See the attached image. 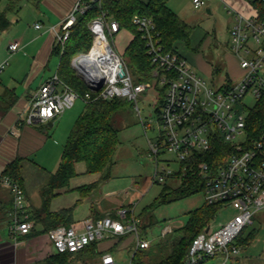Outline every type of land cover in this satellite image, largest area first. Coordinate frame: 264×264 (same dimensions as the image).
Wrapping results in <instances>:
<instances>
[{
  "label": "built area",
  "instance_id": "2783aa9c",
  "mask_svg": "<svg viewBox=\"0 0 264 264\" xmlns=\"http://www.w3.org/2000/svg\"><path fill=\"white\" fill-rule=\"evenodd\" d=\"M96 1L99 0H77L59 24L49 27L57 43L64 44L76 15L88 11ZM209 1L192 0V3L197 9ZM256 1L250 13L230 11L234 13V19L228 50L242 72L236 80L230 78V82L213 85L200 76L179 52L165 49L152 17L136 14L132 18L155 64L153 75L158 78L157 85L163 89L164 95L158 109L159 138L156 142L149 140L150 152L156 161H159L160 153L172 152L179 164L177 169H172L159 167L156 163L154 176L162 183L177 171L182 176L192 171L206 180L203 190L206 203L230 204L237 208L228 221L214 229L208 223L194 237L185 264H224L238 257L242 251L239 242L242 232L253 223L254 214L264 209V133L250 141L246 128L249 109L246 99L250 96L258 100L264 96V0ZM41 26L35 24L37 28ZM98 27L104 43L98 38ZM89 28L93 33L91 47L71 61L88 89L80 94L56 71L34 91L26 123L51 121L73 107L77 99L85 103L113 98L136 101L145 90V83L134 81L124 56L108 37V34L113 37L120 31L119 22L103 12L91 20ZM19 48L16 41L9 44L10 52ZM6 64L7 60L0 64V72ZM136 108L140 114L137 104ZM216 136L231 147L224 162L217 167L205 161L196 165L192 159L194 155L210 150ZM239 136L243 140L235 141ZM0 186L13 193L11 234L15 237L28 235L34 223L22 185L8 175H0ZM139 224L134 208H120L115 215L88 216L79 227L57 225L50 228L46 236L55 254L78 252L92 243L99 246L106 239L127 234L136 237V249L148 248L154 242L142 236ZM173 230L171 225H166L160 238ZM102 251L98 258L87 261H91L90 264H120L113 252ZM218 259L222 262H210ZM129 264H134L133 255Z\"/></svg>",
  "mask_w": 264,
  "mask_h": 264
},
{
  "label": "rangeland",
  "instance_id": "374dc122",
  "mask_svg": "<svg viewBox=\"0 0 264 264\" xmlns=\"http://www.w3.org/2000/svg\"><path fill=\"white\" fill-rule=\"evenodd\" d=\"M65 1L0 0V12H6L10 23L7 28L0 32V64L8 59L4 71L0 72V79H4V74L8 75L9 73L10 76H13V74L18 75L23 72L25 68H19L17 69L18 74H16L14 68L18 66L17 63L20 64L29 60L27 54L31 53V47L40 44L41 39H38V35L46 29V25L42 29H37L35 24L40 21L47 24L48 19L44 15L52 9L51 6L61 7ZM168 4L178 16L193 27L188 44L185 41L175 43L176 49L186 58L188 64L210 85L218 84V80L226 73L231 79L236 80L242 70L228 50L234 13L230 12L225 0H210L206 6L197 9L194 8L192 0H169ZM249 4L252 5L251 2ZM208 5L212 8V13L208 12ZM10 6L12 7L10 8ZM235 10L237 11V9ZM21 37L25 41L32 40L26 54L20 50L10 52L9 44ZM108 37L118 52L124 55L126 48L134 38V34L128 28L123 27L113 37L109 34ZM59 60V56L55 54L46 69L47 74L51 75L56 71ZM216 66L222 67V73L219 75L213 73ZM74 71L78 75L75 68ZM79 77L82 79L81 76ZM160 88L153 81L150 84H145V90L138 95L136 101L127 100L130 104L116 117L120 143L113 155L112 164L103 172L87 173L85 172V163L78 162L76 168L79 174L73 177L69 184L72 189L63 192L55 200H52L50 208L74 206L75 221L83 220L90 215L94 216L95 213L115 215L120 208H134V215L139 218L140 224L155 222L154 226L148 228L146 233L142 235L155 243L161 237L162 229L166 225H171L174 230L178 229L186 223L191 210L204 204V191L169 203H162L157 200L165 185L176 187L179 183V180L172 177L161 183L154 176L156 163L159 167L168 166L172 169H177L179 166L176 155L172 152L160 153L159 161H156L150 152L149 140L156 142L159 138L158 100L162 94ZM256 101L255 98L249 96L245 102L251 108L256 104ZM136 104L140 108V114ZM84 109L85 102L77 99L73 107L61 114L63 117L61 122H58L60 119L55 122L50 132V137L52 136L49 139L50 142L32 156L33 160L38 162L48 173L57 169L64 143L77 117ZM240 140H243L242 136L235 139V141ZM28 172L29 170L27 175ZM48 179L49 177L44 179L43 184H46ZM92 182H96L97 185L87 197L80 201L81 192L75 187ZM38 199L43 200L39 192L35 196H31V202L30 204L27 202V206L32 209L31 204L34 206ZM236 211L237 208L233 205L219 204L209 222L211 228L214 229L228 221L235 215ZM5 233L8 236L7 229H5ZM43 234L45 235L46 232ZM240 237L242 239L240 243L242 246L241 254L224 264H264V209L254 214L253 223L244 229ZM136 246V237L133 234H127L104 240L102 248L113 252L120 264H129ZM90 262L79 260L73 263L90 264ZM210 262L221 263L222 261L218 259Z\"/></svg>",
  "mask_w": 264,
  "mask_h": 264
},
{
  "label": "trees",
  "instance_id": "16d2710c",
  "mask_svg": "<svg viewBox=\"0 0 264 264\" xmlns=\"http://www.w3.org/2000/svg\"><path fill=\"white\" fill-rule=\"evenodd\" d=\"M168 2L169 0H99L94 2L92 8L85 13H78L64 44L61 45L55 41L53 46V53L60 58L57 70L59 77L80 94L86 92L88 87L75 73L71 61L76 54L86 52L91 47L93 33L89 28V23L105 12L107 16L119 22L120 28H128L134 34V38L123 55L134 81L145 84L155 81L157 85L158 78L153 75L155 64L147 53L145 41L132 18L136 14L152 17L165 49L177 51L175 43L185 41L188 44L193 27L177 15ZM251 3L256 4L257 1L253 0ZM9 24L6 12H0V31L7 28ZM213 73L219 75L222 73V67H214ZM222 81L230 82L231 80L225 74L223 79L218 80V83ZM160 90L162 94L158 100L159 106L164 98L163 89L160 88ZM129 104L127 99L123 98L95 99L85 103L84 111L77 117L64 143L57 169L50 172L47 183L41 188L43 198L41 207L36 209L34 215L31 216V220H39L43 224L40 232L45 233L57 225H72L73 207L51 211L49 208L51 199L63 191L72 189L69 184L70 180L79 174L76 168L78 162L85 163L87 173L103 172L112 164L113 155L120 143L116 117ZM246 128L250 141L258 139L264 133V96L248 109ZM230 149L227 142L216 136L210 150L198 152L192 159L196 165L205 161L210 166L217 167L224 162ZM2 175H8L22 185L21 165L17 160L9 163ZM171 177L179 180V183L176 187L168 185L163 187L157 198L162 203H169L203 191L206 185V180L192 171L183 176L177 171ZM96 185V182H92L77 187L81 192L80 201L87 197ZM218 207L219 204H208L204 201L202 206L190 211L186 223L173 230L171 235L160 238L161 240L159 239L148 248L135 249L133 263L185 264L194 237L207 226ZM154 224L153 221L145 225L139 224L141 234L146 233L147 229L153 227ZM175 231L177 233L174 234ZM239 242H242L241 237ZM102 252L98 250L96 243H92L78 252L52 254L48 258V263L74 264V261L96 259Z\"/></svg>",
  "mask_w": 264,
  "mask_h": 264
},
{
  "label": "crops",
  "instance_id": "0c3cea01",
  "mask_svg": "<svg viewBox=\"0 0 264 264\" xmlns=\"http://www.w3.org/2000/svg\"><path fill=\"white\" fill-rule=\"evenodd\" d=\"M76 1L77 0H66L61 7L51 6L52 9L44 15L47 17L48 23L45 24L43 21H40L38 23L42 26L40 28L35 27L37 29H42L46 25V29L38 35V39H41L40 44L31 47V53L27 54L29 60L20 64L17 63L18 66L14 68L16 74H18L17 69L19 68H25L23 72H20V74H18L19 76L15 74L10 76L9 73L8 75L4 74V79H0V175H2L3 170L9 163L17 160L21 165V183L29 204L31 202V196H35L38 192L41 193V188L45 185V183L43 184L44 179L49 177L50 172H54L49 171L48 173L38 162L33 160L32 156L46 143L50 142L49 139L52 137H50V132L55 122L58 119H60L58 122H61L63 117L59 115L51 121L38 122L35 124H28L25 119L34 91L58 70L57 66L53 74L50 75L46 72V69L49 67L55 55L53 53V46L55 43L54 34L48 29L51 25L59 24L70 12ZM252 1L253 0H225L230 11H236L235 9H237V11L244 13L251 12L252 5L249 3ZM207 10L209 13H212V8L209 5ZM23 40L24 38L21 37L14 41L19 43V50L26 54V51L31 46L32 40H24V43ZM177 52L179 51L177 50ZM6 60L8 63V59H5V61ZM3 71L4 69L1 72ZM226 74L228 75V73ZM221 79H223V76ZM28 170L29 176L26 174ZM77 187L75 188L77 189ZM63 192L51 199L49 208L51 207L52 200H55ZM12 202L13 193L11 189L0 186V264H49L48 258L50 255L55 254V252L46 234L44 235L40 232L43 224L39 220H32L34 227L28 235H19L15 237L11 234L10 221ZM41 204L42 201L38 199L34 206L31 204L32 209L27 206L30 218L34 215L35 210L41 207ZM67 207L68 206H64L61 208ZM69 207L74 208V206ZM61 208H50V210L57 211ZM32 210L33 212H31ZM95 215L101 214L95 213L94 216ZM82 221L83 220L75 221L73 216V223L71 226L79 227L82 225ZM5 229L8 230V236L5 233ZM102 245L103 242L98 246V250L102 251L106 249H103Z\"/></svg>",
  "mask_w": 264,
  "mask_h": 264
},
{
  "label": "bare ground",
  "instance_id": "6f19581e",
  "mask_svg": "<svg viewBox=\"0 0 264 264\" xmlns=\"http://www.w3.org/2000/svg\"><path fill=\"white\" fill-rule=\"evenodd\" d=\"M98 29V31H99V36H98V38L101 40V43H104V39L102 38V36H100L101 35V31H100V27H98L97 28ZM102 38V39H101ZM98 43V42H97ZM96 43V44H97Z\"/></svg>",
  "mask_w": 264,
  "mask_h": 264
}]
</instances>
